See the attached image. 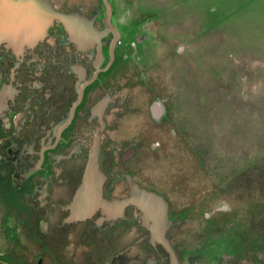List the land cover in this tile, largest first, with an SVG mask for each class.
<instances>
[{
	"label": "flooded vegetation",
	"instance_id": "flooded-vegetation-1",
	"mask_svg": "<svg viewBox=\"0 0 264 264\" xmlns=\"http://www.w3.org/2000/svg\"><path fill=\"white\" fill-rule=\"evenodd\" d=\"M50 1L70 20L31 47L0 44V264H264L263 156L213 187L223 204L211 214L181 176L150 185L142 172L169 144L189 153L205 120L190 98L205 81L195 60L221 53L205 43L237 27L232 12L207 0L196 10L167 2L156 15L152 0ZM94 144L110 208L79 218ZM130 184L166 204V246Z\"/></svg>",
	"mask_w": 264,
	"mask_h": 264
},
{
	"label": "rangeland",
	"instance_id": "rangeland-1",
	"mask_svg": "<svg viewBox=\"0 0 264 264\" xmlns=\"http://www.w3.org/2000/svg\"><path fill=\"white\" fill-rule=\"evenodd\" d=\"M152 2V15H156L167 2L174 7L180 0ZM196 2L189 1L184 7L196 10ZM207 2L231 11L237 19V27L228 24L224 30L227 36L222 33L216 39L212 35L207 37L206 46L217 42L221 53L216 51L212 57L211 52L206 51V57L204 54L199 61L195 60L199 72L203 71L199 62L206 65L205 81L195 83L198 94L191 91L190 98L194 108L199 105L203 109L204 124L199 129H191L188 154L183 155L181 144L177 145L178 149L169 144L164 158H149L143 162L142 172L150 185H161L174 174L181 176L185 180L182 186L194 190L188 198L203 204L204 212L211 214L223 204V198L213 202V187H225L229 172L241 171L264 157V0ZM255 14L258 15L254 17ZM248 15L253 17L247 19ZM189 22L192 31L194 23ZM193 34L189 33L191 37ZM198 130L201 133L197 134ZM203 216L200 215V219Z\"/></svg>",
	"mask_w": 264,
	"mask_h": 264
},
{
	"label": "water",
	"instance_id": "water-1",
	"mask_svg": "<svg viewBox=\"0 0 264 264\" xmlns=\"http://www.w3.org/2000/svg\"><path fill=\"white\" fill-rule=\"evenodd\" d=\"M70 17L72 15L56 10L50 0H0V44L14 50L31 47L47 36L55 20L66 23ZM97 159L98 148L94 144L73 202L79 218L96 209L107 211L110 208V203L102 197L104 176ZM130 187L131 203L136 204L146 220L152 222V239L165 245L159 238L166 219V204L155 195L138 190L136 185L130 184Z\"/></svg>",
	"mask_w": 264,
	"mask_h": 264
},
{
	"label": "trees",
	"instance_id": "trees-1",
	"mask_svg": "<svg viewBox=\"0 0 264 264\" xmlns=\"http://www.w3.org/2000/svg\"><path fill=\"white\" fill-rule=\"evenodd\" d=\"M258 14H255V16L254 17H256Z\"/></svg>",
	"mask_w": 264,
	"mask_h": 264
}]
</instances>
